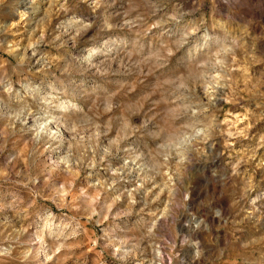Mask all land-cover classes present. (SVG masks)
<instances>
[{
  "label": "clouds",
  "instance_id": "obj_1",
  "mask_svg": "<svg viewBox=\"0 0 264 264\" xmlns=\"http://www.w3.org/2000/svg\"><path fill=\"white\" fill-rule=\"evenodd\" d=\"M0 264H264V0H0Z\"/></svg>",
  "mask_w": 264,
  "mask_h": 264
}]
</instances>
